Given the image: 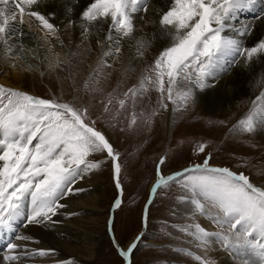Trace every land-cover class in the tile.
<instances>
[{
    "label": "snow or ice",
    "instance_id": "obj_1",
    "mask_svg": "<svg viewBox=\"0 0 264 264\" xmlns=\"http://www.w3.org/2000/svg\"><path fill=\"white\" fill-rule=\"evenodd\" d=\"M257 5L254 19L264 25V0H163L160 7L152 0H0V60L22 78L33 71L28 60H38L48 73H64L71 91L70 99L55 94L45 98L0 83V231L14 233L0 264L55 256V248H30L26 242L40 241L16 232L17 222L24 228H47L59 223L56 217L62 214L78 215L66 211L65 201L84 192L79 182L105 165L117 190L112 208L120 209L123 173L132 165L106 129L116 128L112 121L126 113L120 132L139 135L144 128L151 133L163 112L178 125L196 121L187 126H198L194 135L205 137L196 149L203 159L168 172L167 154L155 161L153 183L140 211L141 231L127 247L113 239L123 264H134L133 252L144 239L150 208L172 188L184 221L170 226L195 243L199 254L185 249L189 257L198 264H217L210 255L216 246L233 264H264V184L244 171L213 164V153L207 151L213 141L233 154L240 140L258 147L256 138H264V75L253 82L256 94L250 106L234 120L197 116L195 111L200 93L217 87L234 68H252L264 57V37L246 45L257 24L236 23L241 13ZM140 21L153 28L150 36L138 27ZM67 33L75 34L78 42L66 45ZM84 53H98L86 75V59L73 64ZM131 72L138 75L129 84ZM113 80L116 87L106 91ZM153 92L158 97L154 107ZM98 94L101 109L94 115ZM106 115L111 117L107 124ZM184 144L181 139L177 149ZM249 163L241 160L239 166ZM257 174L264 175V167ZM108 225L112 230L111 217Z\"/></svg>",
    "mask_w": 264,
    "mask_h": 264
},
{
    "label": "rangeland",
    "instance_id": "obj_2",
    "mask_svg": "<svg viewBox=\"0 0 264 264\" xmlns=\"http://www.w3.org/2000/svg\"><path fill=\"white\" fill-rule=\"evenodd\" d=\"M94 55L95 53L89 57L87 53H84L83 56L74 57L73 64L75 66L81 59H86L87 65L83 68V73L86 75L90 68L89 64H91L92 58L95 57ZM28 63L38 67V60L29 59ZM146 66V64L141 65L142 68ZM117 67L119 68V65ZM33 69L32 72L26 73L27 75L25 74L23 78L14 80L12 83L13 86H10L29 91L31 94L45 98L52 97L53 94L56 96L62 95L65 99L71 98L69 82L63 78L64 73H48L46 66H41L40 68L33 67ZM41 71L45 72L44 76L40 75ZM127 75L130 77L128 80L130 84L136 79L138 73L131 72ZM19 81L20 83H18ZM114 87H116L115 80L110 82L106 91H110ZM123 90L124 88L122 86L119 91L122 92ZM203 95L202 93L199 94L201 97ZM100 98L98 94L97 100L94 102L95 106L92 109L94 115H98L100 112ZM245 98L246 100H244ZM157 99V95L153 92V107ZM250 101L251 99L248 97L234 99L224 110L223 102L218 101V103L207 108L204 102L200 100L195 111L197 116L203 115L206 118L208 116H212L213 118L230 117L234 120L246 111L250 106ZM126 115V113L122 114L116 120L112 121L117 124L116 128L108 127L106 130L120 147L122 153L126 154L132 166L123 173L122 183L125 192L120 209L112 208L113 201L117 196V190L115 189L108 166L105 165L98 171L101 175L100 181L102 183L100 190L107 196V203L97 213H99L98 215L100 216V222L102 224L108 225V220L111 217L113 219V225L112 230L110 232L107 231L109 232V236L104 239L103 248L96 259L92 260V264H123V260L113 244V239L118 241L122 247H127L132 242L131 240L141 231L140 211L146 203L150 185L153 183L155 161L160 155L167 154L169 157L167 166L164 169L165 172L179 170L190 163L200 162L203 159L202 155H197L196 149L205 137L194 135V133L199 131L198 126H187L194 125L196 123L195 120H189L184 124L178 125L175 117L171 116L169 112H163L156 118L151 133H148L146 129L142 128L139 135H131L126 131H119L121 127H126ZM110 119L111 117L106 115L104 123L107 124ZM175 127H178L179 130L173 132V128ZM181 139L185 141V144L177 149V144ZM145 140H147V143H144ZM255 142L258 147L253 149L245 141H238L234 146L235 154H233V152L223 151L219 143L213 141L207 151L213 153V164L228 166L235 171H244L250 175L255 183L264 184V175L257 174L258 169L264 167V147H262L264 146V138L257 137ZM169 149H172V151H169ZM241 160H247L250 163L247 167H241L239 166ZM175 192L176 189L172 188L168 192L163 193L151 206L149 223L145 231L144 239L133 252V261L136 258L135 264H176L181 260H193L195 262L193 264H198L194 256L189 257L185 251V249H191L194 253L199 254L196 247L192 248V246H195V243L170 226L172 224L183 223L184 221V209L177 207V202L173 195ZM173 211H176L178 214L175 216L172 215ZM56 218L63 222L61 215ZM165 219L168 221L167 225L165 224ZM204 221L206 222L207 220H202V223ZM61 222L57 223L58 227L57 224L54 226L59 228ZM204 225L206 226L208 224ZM168 233H171V235ZM51 239L53 241L55 236ZM50 241L47 239L44 243L50 244ZM173 255H177L178 259L176 257L174 259ZM25 260H29L26 264H37L32 259L27 258Z\"/></svg>",
    "mask_w": 264,
    "mask_h": 264
},
{
    "label": "bare ground",
    "instance_id": "obj_3",
    "mask_svg": "<svg viewBox=\"0 0 264 264\" xmlns=\"http://www.w3.org/2000/svg\"><path fill=\"white\" fill-rule=\"evenodd\" d=\"M152 3L156 7H160L163 4V0H152ZM259 10V5H257L254 11H246L243 12L244 14L241 13L239 15L238 21H236L237 26L247 23L257 24L254 35L246 39L247 46H251L252 43L257 41L259 38L264 37V25L260 24V22L254 19ZM246 13L253 15H247ZM138 27L142 28L143 32L149 36L153 32V28L151 26L145 25L142 21L138 23ZM63 39L65 40L66 45H70V42H78L76 35L73 33L65 34ZM34 46L35 45H33V47ZM72 50L75 51V49ZM64 51H68V48H65ZM97 55L98 53H95V57L92 58L89 67L94 64ZM152 55L153 54L151 51L147 53L146 60L150 61ZM33 67L40 68L41 65L39 64V61L38 67ZM0 72L3 73L0 75V82L8 86H13L12 83L14 80H19L22 78L18 70L6 67L2 60H0ZM261 75H264V57L256 59L252 68L243 69L239 66L234 68L227 75L221 78L217 87L206 89V92L202 93L204 95L202 97L200 96V100L204 102L207 108L215 103H218V101L223 102L224 110L234 99L248 97L252 100L256 94V89L253 87V82ZM18 83H20V81ZM244 100H246V98ZM100 177V173L96 172L94 174H90L84 180L79 182L78 187L85 189V191L79 195L69 197L67 201H65L69 206L66 211L78 212L79 214L72 216L71 218H67L62 214L61 216L63 222L60 221L61 224L59 228H57L58 224L57 227H55V225L47 228L39 226L24 228L23 224L17 222L16 232L32 235L34 238L40 241L39 244L26 242L30 248H55L57 250L55 256L39 258L29 257L30 260L32 259L33 261H36L37 264H55L56 261H67L74 259L75 264H92V260L96 259L97 255L100 254V251L103 248V241L109 236L108 233L110 232L109 226L100 222V216L98 215L99 213H97V211L101 210L104 204L107 203V196L100 190L102 184ZM203 223L208 224L206 227L210 230H212L214 227L213 225L209 224L208 221H204ZM1 233L0 256L6 254L5 246L14 235V233H8L4 235H1ZM54 236L55 239L52 241L51 238ZM47 239L51 240L50 244L44 243ZM131 241H133V239ZM193 247L195 248V246H192V248ZM210 255L214 260L217 261V264H233L232 258L216 246L210 250ZM173 256L174 259L175 257L178 259L177 255ZM28 261L29 260H25V264L28 263ZM135 262L136 258L134 260V264ZM193 263H195L193 260H181L176 264Z\"/></svg>",
    "mask_w": 264,
    "mask_h": 264
},
{
    "label": "water",
    "instance_id": "obj_4",
    "mask_svg": "<svg viewBox=\"0 0 264 264\" xmlns=\"http://www.w3.org/2000/svg\"><path fill=\"white\" fill-rule=\"evenodd\" d=\"M139 234V233H138Z\"/></svg>",
    "mask_w": 264,
    "mask_h": 264
}]
</instances>
